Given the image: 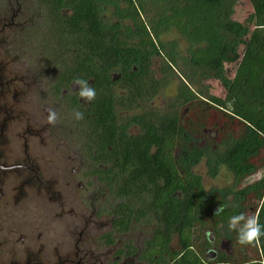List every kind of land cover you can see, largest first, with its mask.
I'll list each match as a JSON object with an SVG mask.
<instances>
[{"label": "trees", "instance_id": "trees-1", "mask_svg": "<svg viewBox=\"0 0 264 264\" xmlns=\"http://www.w3.org/2000/svg\"><path fill=\"white\" fill-rule=\"evenodd\" d=\"M241 1L13 0L14 47L32 58L35 83L59 100L75 78L96 89L89 107L71 100L116 233L149 230L141 249L125 243L133 264H264V238L241 246L227 228L239 213L264 224V178L247 183L264 172V0H247L244 20ZM174 77L176 96L156 108ZM203 161L228 167L235 184L206 191ZM226 238L230 253L219 250Z\"/></svg>", "mask_w": 264, "mask_h": 264}, {"label": "flooded vegetation", "instance_id": "flooded-vegetation-1", "mask_svg": "<svg viewBox=\"0 0 264 264\" xmlns=\"http://www.w3.org/2000/svg\"><path fill=\"white\" fill-rule=\"evenodd\" d=\"M15 7L0 0V264H133L125 243L141 249L145 238L116 233L112 200L94 175L91 134L79 133L73 118L78 86L59 100L52 86L35 83V70L21 63L28 56L14 47L22 13Z\"/></svg>", "mask_w": 264, "mask_h": 264}, {"label": "rangeland", "instance_id": "rangeland-1", "mask_svg": "<svg viewBox=\"0 0 264 264\" xmlns=\"http://www.w3.org/2000/svg\"><path fill=\"white\" fill-rule=\"evenodd\" d=\"M138 1H139V4H144V2H145V0H138ZM249 12H250V6L247 3V0H242L240 3L239 10H238V15L241 16L240 20H244L247 17L246 15ZM112 15H113L112 12L108 11L107 18L110 19L112 17ZM146 17L148 18V16H146ZM177 39H178V36L173 34V35L164 37L163 41L166 43H171ZM181 48L185 49V44L183 42L181 43ZM0 54L3 56V57L0 56V58H2V60H4V57H5L4 53H0ZM32 61H33L32 58L29 56V57H25L24 60H21V63L26 64L29 67V69L31 70V69H33V62ZM22 68L23 67L21 66V69ZM18 69H20V68H18ZM179 82H180V80L178 79V77H174L173 79H171V81L169 82L167 87L164 89L162 94L159 95V97H157L155 99L153 106H156V108L165 107L166 104L169 103V100L173 99L176 96L177 88L179 86ZM211 85L213 87V94L214 95L221 97V98L225 97L224 91L218 82H213V83L211 82ZM36 97H37V94L33 95V93H32L31 100L36 101L37 100ZM133 132L136 133L137 131L134 130ZM195 172L202 179V183H203V186H204L206 191H211V190H215V189L224 190L227 188H231L235 184V176L232 173V171L226 166H219L218 168H215V170L212 171L210 166L205 161H203L195 169ZM261 178H264V172L252 177L249 180V182H247V183L255 182L257 180H260ZM146 233H149V230L141 229L140 232H136L134 234L135 236L134 235L133 236L139 238L140 240H138V239L137 240L140 242L144 239V236H146ZM173 247L174 248L178 247V240L177 239L174 240ZM219 250L222 252L230 253L231 250L229 249V242H227V238L224 239V242L220 246ZM210 258H215V254L214 253L211 254Z\"/></svg>", "mask_w": 264, "mask_h": 264}, {"label": "clouds", "instance_id": "clouds-1", "mask_svg": "<svg viewBox=\"0 0 264 264\" xmlns=\"http://www.w3.org/2000/svg\"><path fill=\"white\" fill-rule=\"evenodd\" d=\"M72 85L78 86L79 98L84 103H91L96 98V89L89 84L86 79L75 78ZM73 118L76 121L83 120L85 118L84 113L80 110L73 112ZM57 114L55 111L49 110L47 117L48 123L53 124L56 122ZM224 211L223 207H219L216 211V215H219ZM227 228L229 231L236 232L237 243L241 246L252 245L258 243L261 238H264V224H260L256 217H247L244 213H239L229 217L227 222Z\"/></svg>", "mask_w": 264, "mask_h": 264}]
</instances>
